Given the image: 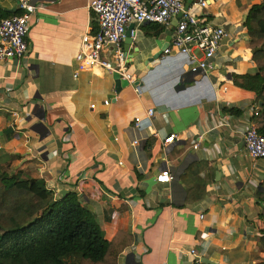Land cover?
<instances>
[{
  "label": "crops",
  "instance_id": "0c3cea01",
  "mask_svg": "<svg viewBox=\"0 0 264 264\" xmlns=\"http://www.w3.org/2000/svg\"><path fill=\"white\" fill-rule=\"evenodd\" d=\"M93 1L34 0L28 56L0 62V169L43 179L57 197L76 194L107 241L130 234L119 264H193L194 249L210 264H264V160L249 158L243 140L256 96L234 83L257 73L245 21L262 0H206L207 9L188 1L186 10L228 32L206 75L192 71L190 57L164 53L180 17L172 29L146 24L137 41L128 36L127 69L143 98L100 69L74 78L82 38L97 30ZM0 8L18 13L16 0ZM190 56L204 58L195 48ZM150 107L156 116L137 128ZM167 168L173 181L158 183Z\"/></svg>",
  "mask_w": 264,
  "mask_h": 264
},
{
  "label": "trees",
  "instance_id": "16d2710c",
  "mask_svg": "<svg viewBox=\"0 0 264 264\" xmlns=\"http://www.w3.org/2000/svg\"><path fill=\"white\" fill-rule=\"evenodd\" d=\"M11 16L0 8V19ZM245 27L257 73L237 76L234 83L255 94L252 122L264 136V0L252 6ZM147 28L164 30L155 24ZM229 112L240 113L236 108ZM262 189L257 198L263 205L260 220L264 225V181ZM132 243V236L125 232L107 241L95 216L76 194L57 197L43 179H23L0 169V264H119V256ZM260 244L264 251V226Z\"/></svg>",
  "mask_w": 264,
  "mask_h": 264
},
{
  "label": "built area",
  "instance_id": "2783aa9c",
  "mask_svg": "<svg viewBox=\"0 0 264 264\" xmlns=\"http://www.w3.org/2000/svg\"><path fill=\"white\" fill-rule=\"evenodd\" d=\"M19 14L9 18L0 19V62L10 60H23L29 54L28 36L30 32V19L38 9L34 0H16ZM190 0H95L90 9L97 20V30L83 36L79 52L75 56L74 78L81 73L100 69L116 74L131 85L136 95L143 98L145 91L141 79L128 71L127 56L123 50V43L130 37L132 41L138 39V28L146 24L160 25L172 29L173 21L180 17L172 34L170 45L164 50L166 55L173 53L190 57L194 73L206 75L213 69V59L222 43L228 38V32L222 26L212 27L206 24L203 17L186 10ZM194 7L207 9L206 0H198ZM135 28L129 30V26ZM199 49L204 58L196 61L191 57V50ZM112 53L113 59H104L103 55ZM227 91V87L222 88ZM107 104V103H106ZM255 108V107H254ZM254 108L248 112V124L243 134L247 155L254 161L264 160V136L258 132L257 126L252 122ZM156 116V107L146 110L144 117H136L134 123L140 129L144 119L151 120ZM227 125V124H225ZM176 136L164 140L168 146L175 142ZM200 139L194 143L198 149ZM138 148L139 141L132 142ZM174 177L169 168L157 176L158 183L169 184ZM204 219V215L200 216ZM194 257L193 264H206L196 249L191 251Z\"/></svg>",
  "mask_w": 264,
  "mask_h": 264
},
{
  "label": "water",
  "instance_id": "95a60500",
  "mask_svg": "<svg viewBox=\"0 0 264 264\" xmlns=\"http://www.w3.org/2000/svg\"><path fill=\"white\" fill-rule=\"evenodd\" d=\"M188 8V7H187ZM119 86H120V82H119V80H117V88H119ZM263 104L262 103H260V107L262 106ZM11 132H13V129H10L9 131H6V133L8 134V133H11ZM206 264H210L207 260H205L204 261Z\"/></svg>",
  "mask_w": 264,
  "mask_h": 264
},
{
  "label": "rangeland",
  "instance_id": "374dc122",
  "mask_svg": "<svg viewBox=\"0 0 264 264\" xmlns=\"http://www.w3.org/2000/svg\"><path fill=\"white\" fill-rule=\"evenodd\" d=\"M5 170H7L9 172L11 169L9 167H7Z\"/></svg>",
  "mask_w": 264,
  "mask_h": 264
}]
</instances>
